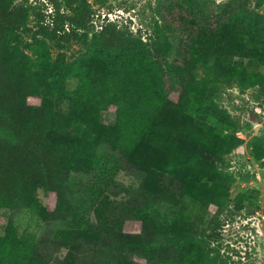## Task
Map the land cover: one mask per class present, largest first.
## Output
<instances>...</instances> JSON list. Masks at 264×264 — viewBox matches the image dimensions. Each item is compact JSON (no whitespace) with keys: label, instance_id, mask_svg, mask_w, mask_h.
<instances>
[{"label":"rangeland","instance_id":"374dc122","mask_svg":"<svg viewBox=\"0 0 264 264\" xmlns=\"http://www.w3.org/2000/svg\"><path fill=\"white\" fill-rule=\"evenodd\" d=\"M87 1L95 10V30L107 15L141 38L142 49L116 62L92 42L93 32L87 36L63 23L58 30L48 0H28L29 25L12 31L8 38L11 50L30 61L36 71L42 64L38 39L45 40L70 90L78 87L77 74L91 82L105 79L111 97V105L101 110L106 124L117 121V107L129 105L131 95L146 93L147 87L141 84L150 74L144 64L153 37L158 36L169 49L163 56V87L170 100L177 102L188 91L184 64L193 39L231 20L237 26H230L210 62L200 63L198 83L188 91V98L192 97L185 120L179 117L169 126L163 124L165 147L175 159L173 171L153 166L160 164L155 160H143L141 164L148 167L141 169L105 143L100 146L107 166L104 172L72 171L68 176V196L81 208L82 220L49 213L48 197L39 191L35 206L2 209L0 234H5L13 219L18 237L44 255L47 264H264V79L244 87L217 81L211 74L212 68L229 72L238 65L264 74V0ZM62 3V9L70 12L76 0ZM41 13L47 14L44 22ZM241 44L250 46L251 54H238ZM68 102L60 98L58 107L65 109ZM135 102L126 107L124 145L138 123L152 113L144 110V102ZM197 134L202 140H197ZM228 145L233 148L226 152ZM134 150L144 156L152 148L139 142ZM227 185L229 196L220 225L197 232L213 211L186 188ZM107 196L103 209L108 221L102 224L97 205ZM134 209L145 212L143 221L133 217ZM167 225L181 227L182 235L167 236L162 229ZM73 227L85 232L70 235Z\"/></svg>","mask_w":264,"mask_h":264},{"label":"trees","instance_id":"16d2710c","mask_svg":"<svg viewBox=\"0 0 264 264\" xmlns=\"http://www.w3.org/2000/svg\"><path fill=\"white\" fill-rule=\"evenodd\" d=\"M48 2L52 6L49 14L58 30L68 24L73 31L82 30L87 36L93 32L92 42L106 50L116 62H124L133 52L142 49L141 38L137 39L107 15L101 28L95 30L92 22L95 10L87 0H76L70 12L62 9V0ZM40 15L44 22L47 14ZM30 20L28 0L21 3L0 0V214L3 208L35 206L39 200V191H44L48 197L49 213L56 212L61 217L81 219V208L68 196V176L72 171L104 172L107 166L100 154V146L105 143L119 149L123 157L128 156L141 169L148 167L145 166L148 163L141 164L143 160H155L160 164L153 166L173 171L176 167L175 159L171 150L165 147L163 124L169 126L176 118L182 117L185 120L184 117L188 116L192 97L191 94L188 98V91L198 83L199 65L210 62L213 53L222 48L230 26H237L235 20L215 29L204 30L193 39L190 55L184 64L188 91L177 102L170 100L163 87V56L169 49L161 44L158 36L151 39V52L144 64L150 74L141 84L147 87V91L136 97L131 95L128 103L130 105L135 100V103L144 102V110L148 108L152 113L138 123L136 133L128 138L125 145L126 107L129 105L117 107L118 118L114 124H106L101 120V110L111 105L109 85L105 79L91 82L77 74L78 87L70 90L68 80L62 75L60 65L52 60L45 40L38 39L42 64L37 71L30 61L20 58L11 50L8 36L16 29L27 27ZM61 23L63 26L59 27ZM236 51L242 55L251 54L250 46L248 49L244 44L239 45ZM211 74L217 81L237 83L244 87H251L264 79L263 73L248 71L244 65H238L229 72L215 67L211 69ZM60 98L69 101L65 109L58 107ZM164 116L166 121L162 120ZM196 137L202 140L201 134ZM139 142L152 148V151L145 153L147 156L134 150ZM232 148L228 145L225 151L229 152ZM186 189L187 193L213 211L211 219L200 224L197 232L205 233L209 229L218 228L230 185L219 189L214 186L204 189L189 186ZM107 198L97 205L98 221L102 224L108 221L103 209ZM133 217L143 221L142 217L146 215L134 209ZM162 229L172 238L182 235L181 227L176 230V226L172 228L167 225ZM82 231L85 232V229L73 227L69 234L76 235ZM0 264H47V260L18 237L11 219L5 234H0Z\"/></svg>","mask_w":264,"mask_h":264}]
</instances>
